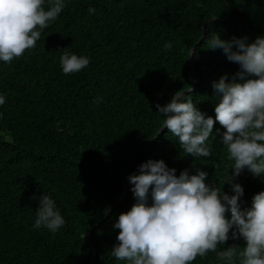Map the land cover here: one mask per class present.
<instances>
[{"label": "trees", "instance_id": "16d2710c", "mask_svg": "<svg viewBox=\"0 0 264 264\" xmlns=\"http://www.w3.org/2000/svg\"><path fill=\"white\" fill-rule=\"evenodd\" d=\"M213 35L249 45L264 37V0H68L35 49L0 63V93L7 97L0 107V264H126L111 250L120 231L114 224L136 203L131 184L116 203L128 177L149 160L164 161L177 177L204 171L209 187L230 196L239 184L241 211L251 207L264 179L247 168L233 175L218 122L209 158L185 156L168 129L158 137L163 117L156 105L177 92L215 119L213 82L223 76L231 82L240 69L222 49L207 48ZM166 42L173 45L168 52ZM64 50L89 57V66L65 76ZM43 194L65 219L54 235L32 228ZM99 224L91 245L88 233ZM229 247L246 242L230 238L218 251ZM193 264L219 261L209 252Z\"/></svg>", "mask_w": 264, "mask_h": 264}, {"label": "clouds", "instance_id": "9594fccd", "mask_svg": "<svg viewBox=\"0 0 264 264\" xmlns=\"http://www.w3.org/2000/svg\"><path fill=\"white\" fill-rule=\"evenodd\" d=\"M67 3L0 0V63L11 64L35 49L44 30L59 18ZM88 12L93 14L95 9ZM245 39L223 41L213 35L206 41L207 48L222 49L240 69L231 82H226L227 76L213 82L218 98L215 119L206 117L182 92L156 108L163 117V128L178 139L185 156H212L213 129L218 122L225 129L220 143L232 162L229 168L234 169L233 175L247 168L254 177L264 179V37H257L250 45ZM233 45L238 51H232ZM172 47L171 42L163 45L165 52ZM89 64L87 56L61 52L59 66L65 76L80 73ZM6 99V94L0 93V107ZM138 172L128 177L136 203L114 224L120 231L111 256L117 261L193 264L197 257L203 259L215 252L219 264H264V191L253 197L249 209L241 211L239 200L244 189L239 184L232 185L234 194L230 196L220 187H209L206 172L197 169V174L189 175L185 170L177 177L176 170L162 160H149L139 166ZM226 212H230V218H226ZM64 225L55 200L43 194L32 228L46 229L54 235ZM230 238L243 239L246 247L218 251Z\"/></svg>", "mask_w": 264, "mask_h": 264}, {"label": "water", "instance_id": "95a60500", "mask_svg": "<svg viewBox=\"0 0 264 264\" xmlns=\"http://www.w3.org/2000/svg\"><path fill=\"white\" fill-rule=\"evenodd\" d=\"M231 17H232V15H231ZM231 17H230L228 20H230ZM202 41H203V39L198 43V45H200V44L202 43ZM194 52H195V49L192 50L191 57L193 56ZM191 66H192L193 68H195L192 59H191ZM183 94H184V93H183ZM166 129H167V128L164 127V128L159 132L158 137H159L161 134H163V132H164ZM158 137H157V138H158ZM157 138H156V140H157ZM146 150H148V149H146ZM138 157H139V156H137V158H138ZM137 158H136V159H137ZM136 159H135V160H136ZM134 162H135V161H134ZM134 165H135V163H133V165H132V170H133V168H134ZM129 186H130V182H129V180H127V183H126V189H125L124 195H123V197H122V198H121L116 204H121L122 202L125 201L126 196H127V193H128V190H129ZM116 204H115V205H116ZM112 208H113V206L110 208V210H112ZM108 214H109V213H108ZM106 218H107V217H106ZM99 226H100V224L97 225L96 227H94V228L88 233V241H89V243H90L91 245H92L93 242H92V240H91L90 235H91V233H92L95 229H97ZM94 251H95V256H96V249H95ZM93 264H95V262H93Z\"/></svg>", "mask_w": 264, "mask_h": 264}]
</instances>
